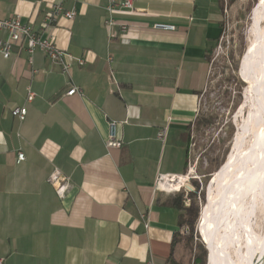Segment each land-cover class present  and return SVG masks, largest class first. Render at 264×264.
Here are the masks:
<instances>
[{
    "label": "crops",
    "instance_id": "obj_1",
    "mask_svg": "<svg viewBox=\"0 0 264 264\" xmlns=\"http://www.w3.org/2000/svg\"><path fill=\"white\" fill-rule=\"evenodd\" d=\"M54 3L74 16L44 35L83 63L63 74L40 50L0 54L3 264H188L183 210L155 184L186 173L208 54L222 32L220 0H132L133 13L115 16L125 31L112 36L108 0H0V18L19 15L39 30ZM72 85L79 92L65 95ZM110 120L120 148L105 146ZM54 169L67 177L63 196L47 181Z\"/></svg>",
    "mask_w": 264,
    "mask_h": 264
},
{
    "label": "rangeland",
    "instance_id": "obj_2",
    "mask_svg": "<svg viewBox=\"0 0 264 264\" xmlns=\"http://www.w3.org/2000/svg\"><path fill=\"white\" fill-rule=\"evenodd\" d=\"M260 1L220 0L222 32L208 54L207 81L199 92L198 115L190 133L185 179L191 190L181 189L184 205L198 208L192 233L184 240L186 256L190 255L189 260L185 259L188 264H195L196 255L203 256L205 264L207 251L209 255L212 247L206 209L209 186L213 173L232 149L238 125L247 115V107L242 112L240 108L249 84L251 63L247 52L254 40V21ZM258 24L264 26V8ZM260 40L257 37L254 44H259ZM190 191L195 196L189 197Z\"/></svg>",
    "mask_w": 264,
    "mask_h": 264
},
{
    "label": "bare ground",
    "instance_id": "obj_3",
    "mask_svg": "<svg viewBox=\"0 0 264 264\" xmlns=\"http://www.w3.org/2000/svg\"><path fill=\"white\" fill-rule=\"evenodd\" d=\"M263 8L261 0L253 31L260 43L253 40L247 52L251 68L240 108L242 112L247 107V115L209 186L206 209L212 247L207 264H264V26L258 24ZM177 185L162 183L166 190Z\"/></svg>",
    "mask_w": 264,
    "mask_h": 264
},
{
    "label": "built area",
    "instance_id": "obj_4",
    "mask_svg": "<svg viewBox=\"0 0 264 264\" xmlns=\"http://www.w3.org/2000/svg\"><path fill=\"white\" fill-rule=\"evenodd\" d=\"M106 15L104 18V26L108 31V35H114L115 27L118 26L120 31L124 32L126 29V23L119 21L115 18L116 15L133 13L132 0H108L105 7ZM74 12L71 10H65L60 3H54L44 13L43 19L39 24V30L35 29L31 23L22 22L19 15H13L8 18H0V30L7 33L5 39H0V54L3 58L10 57L12 49L15 46H23L27 55L30 57L36 50H40L44 53L47 59L59 66L61 73L68 74L71 65L74 62L79 64L83 63L80 58H75L68 52L60 49L54 42L53 36L44 35V31L54 25L59 17H65L72 19ZM156 28L164 30H173L174 25L168 23H155L153 25ZM79 90L76 86L72 85L65 93V95H72L78 93ZM34 97V93L27 88V100L30 101ZM23 109H15L13 114L22 117ZM156 137L160 140L165 139V128L160 129L157 132ZM122 142L117 138L116 133V121H108V133L105 139V146L107 149L120 148ZM24 160V153L17 152L16 162ZM182 176V175H180ZM176 175H159L156 179L155 187L157 190L166 192H178L182 188L186 191L191 190L187 182L188 179L180 181ZM47 181L54 187L56 193L63 196L68 184L67 177L63 176L58 169H54L47 177ZM178 185L172 187L171 190L163 189L162 183L165 182H177ZM0 264H3V258L0 257ZM146 264H153L152 259H148Z\"/></svg>",
    "mask_w": 264,
    "mask_h": 264
},
{
    "label": "trees",
    "instance_id": "obj_5",
    "mask_svg": "<svg viewBox=\"0 0 264 264\" xmlns=\"http://www.w3.org/2000/svg\"><path fill=\"white\" fill-rule=\"evenodd\" d=\"M245 66H246V68L248 70V67H247L246 63H245ZM243 81H245L244 78H243ZM188 196L189 197L195 196V193L190 191L188 193ZM167 202L171 203V204H173V205H175L178 208L183 210L182 223L185 224L186 227H188L189 235H190L192 233L194 220L196 219L197 214H198L197 206H194L192 204H189V205L185 206L184 205V193L181 190L178 191V192H174L173 194H170L168 196V198H167ZM194 263L195 264H198V263L199 264H204L203 256L196 255L194 257Z\"/></svg>",
    "mask_w": 264,
    "mask_h": 264
},
{
    "label": "water",
    "instance_id": "obj_6",
    "mask_svg": "<svg viewBox=\"0 0 264 264\" xmlns=\"http://www.w3.org/2000/svg\"><path fill=\"white\" fill-rule=\"evenodd\" d=\"M185 233V235H188L189 234V229H188V227H181L180 228V233ZM205 245V244H204ZM205 249H206V251L208 250V248H207V246L205 245ZM208 251H207V255H206V261H205V264H207L208 263V261H209V259H208ZM258 259V258H257ZM257 261H255L254 263H256Z\"/></svg>",
    "mask_w": 264,
    "mask_h": 264
}]
</instances>
